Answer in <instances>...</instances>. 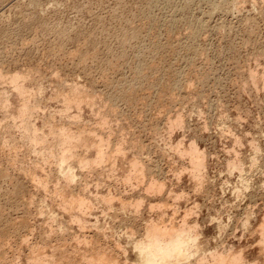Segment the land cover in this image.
Masks as SVG:
<instances>
[{
	"label": "bare ground",
	"instance_id": "bare-ground-1",
	"mask_svg": "<svg viewBox=\"0 0 264 264\" xmlns=\"http://www.w3.org/2000/svg\"><path fill=\"white\" fill-rule=\"evenodd\" d=\"M3 1L5 0H0V2H3ZM6 1L8 2V0ZM38 1L31 0L29 4H31V6H35V7L37 6L36 8L38 9V5H37ZM254 1L255 2L261 1L264 6V0H232L231 3L227 1L228 2L227 6L225 2L224 4L227 7V11H230L229 13H232V12L234 13L233 10H240L239 6H243L246 4L248 5V2H254ZM150 2L149 3L147 2V3L150 4ZM185 5L183 7H185ZM188 5L189 3H187V6ZM219 5L222 6V4H219ZM177 7L176 9H178ZM217 7L218 6L216 5V8ZM254 7L255 6H253V8ZM15 8H12V10ZM216 8L214 9V12L216 11ZM220 8L222 9L223 6L222 7L219 6L217 10ZM185 9L186 7L183 8V11ZM255 10L258 11V13H255V14L257 15L259 14L261 17L260 19L264 20V8H261L260 10L257 8ZM223 11L225 10L223 9ZM168 21L170 20H167V22ZM201 21L199 20L192 21L191 19L184 20V18L183 20H180V21L172 19V21H170L166 25V30H167L166 32H168V34L169 33L174 34L175 30L180 25H182V27H185V30H186L185 39H187L188 41V46H187L188 52L186 54L187 56L184 55L186 57L182 56L186 48L184 45H182L185 48H184V51H181L182 52L181 58L186 59L188 62L190 61L189 63L196 60L198 55L202 54L203 56L204 54V53H199L197 51L199 50L200 47L198 48L197 46L198 44L196 45L197 43L196 40L199 39L201 34L203 33L201 31L206 29L208 26V25H205L204 23L205 21L204 22L203 21L201 22ZM243 21H244L243 24L245 26H250L251 30L252 28H255L257 26V21L255 18L248 17L247 19ZM161 24L158 20H147L145 24H143L142 22V26L141 27L139 26L141 30L144 29V31L145 30L147 31V33L149 34L148 37L149 36L154 37V40L153 42H151V46H149L148 48H145L146 51L143 50L144 48H142V51L137 52L136 53L137 55L134 56L133 60L136 58L137 65H135L136 60L133 61L135 65V66L132 65L133 66L132 70L134 73L133 75L134 78L132 77L133 81L131 79L132 82L130 83L124 84L125 83L124 82V83L115 85L114 87L115 92H114V89H112L113 93L112 94L109 93L111 95L110 97L106 95L107 97H109L106 100H103L104 95L103 96L100 95L101 96L100 97L99 94L97 93H96L97 95L93 94V92L91 94V92H89L90 90L89 91L87 90L90 94L85 93L87 92L85 91L86 89L83 90L82 87L74 86V84L76 83L74 84L72 83L73 86L72 84L68 85L71 87H67L64 85L62 89H59L60 91L58 90L59 92L57 93V96H55L57 97L56 100L61 98L64 101V108L61 111L59 110L61 117L58 116L61 120L62 119L64 120V118H67L70 116L69 113L73 111L71 110L72 108L73 109L75 108L76 111L77 110L82 111L83 106L84 107L90 106L91 109L89 107V110L93 111V109L95 108L94 106L96 104L100 102L108 103L107 106L106 105L104 106V108L107 109L106 112L101 113L100 115L101 119L100 120L98 119L99 121L96 122L97 124L95 125L96 126L95 128L93 126H91L92 128L90 127L88 128L87 126V129H86V127L81 126L78 122L81 119L80 113L78 114V116H76V114H74L73 117L71 116L75 124L76 122H78L79 124L78 130L73 131L74 124L72 127L73 120L70 117L68 119V120L71 119L70 124L69 123H67L68 125H64V123L63 125L57 124L55 122L56 120L54 119H56L55 116L59 114L58 112H57L58 114L56 115H55L56 111L54 114L53 113L50 114L49 112L48 116L43 115V112L42 113L40 112V110L42 109V96L44 93L43 92L44 87L42 84H39L37 86L38 88H34L35 87L34 86L33 87L34 89L32 88L29 89L28 87H26V83L28 82V80H30V78H32L30 77V75H28L30 77L28 80L26 79L27 76L24 77V75L22 76V74L21 75L10 74L12 76L8 77L4 75L2 69L0 68V83L2 81L5 84V82L10 81V83L9 82L8 83H9V86L11 87L12 92L16 93L18 95L19 100L21 101V105H19V107L13 111L12 106L14 104L11 103L10 96H9L10 94L8 95V89L5 90L6 89L5 88L4 89L5 91L3 90L2 93L0 94V109L2 110V113L4 114V118L3 117L2 118L5 120L3 124L0 123L1 131L3 132L5 130L3 134L0 133V150H2L7 145V143L10 142L9 140L16 138L13 136L17 135L18 136L17 139L20 140L19 142L22 143V146L24 145L23 148L28 147L27 151L33 150L32 152H35L36 149L39 148V150H37L38 153L35 152L36 155L40 154V159H42V162L44 160L45 165L46 164L48 165L49 163L51 167L53 168L55 167L54 170H52L53 172H51L50 174H52L53 179L55 178L57 181L61 182V186L59 183V187L55 186V189H53L54 192L57 194V195L55 194L56 197L59 196L60 198L59 200H62L59 202V204L62 205L64 210L66 209H71L72 211L76 210V212L71 211L72 213L71 218H70L71 220L69 219L70 223L71 221H74L75 223L77 222L76 225H79V227L81 228V232L84 230L88 231L90 229L95 230V233L92 237H90L91 235L88 237L85 236V234L91 232V230L86 233L84 231L85 234L82 232L83 233L82 237L84 238L82 240L80 239L79 242L74 240L75 242L78 243V246L76 245L75 249H74L75 245L72 246L76 253L82 251V253H80L81 257L84 260V262L87 264H264V130H261L259 135H257L256 137L252 135L251 138H249L250 136L247 137L248 134L238 133L235 131V129H233L230 125H227L226 123L224 124L223 127L221 126L222 128L220 130L221 135L227 136L231 144L225 147L224 161L217 162L218 166L220 165L222 169L218 171L219 173L216 176H211V171L214 170V166L217 165L215 163L214 164L212 163V158H213L212 152L210 151L209 148H207V146L205 149L204 148L202 149L199 144V142L203 141L205 138L201 134L202 133L201 131L204 130V128H208L207 123L204 124L205 127H203L202 130L199 129L200 134L198 131H194L193 135L191 136V141L188 145H186L183 141H180V142L178 141L176 144H173L171 140H167L166 138H164L165 144L164 143L163 144L165 147L163 149L161 148L157 150V153L155 156L156 159L166 161V159L171 158L173 160L172 163L173 162L174 163L169 168V171L167 170V173L169 174V172H171L174 175L173 178L176 179L175 183L179 186L178 188L182 187V183L180 184L182 176L184 173L185 174L187 173L190 176L188 178H190L192 185H194L193 190L191 191L193 195H191V193L187 192L184 189L179 191L178 188H175L176 186H174L175 184L174 180H171L169 176H166L167 173H165L164 175L162 171V167H161L163 165L162 164L160 165L161 162L160 163L158 161L154 162V158H153L154 152L151 153L150 152L151 150L145 147L142 140H140V136L133 137L131 135L132 139L130 137H128L130 139L125 138L126 136L125 134L128 133L127 131L128 128L127 126H125L124 124L125 122L123 123L122 118L124 114L121 115L122 113L120 112V108H119L121 103H124L129 108L134 109L136 107V104L139 103L138 100L142 101L141 99L142 96L139 95V93L143 91L144 89L150 88L151 90H155V92L158 93V94L155 93L157 94L156 96L157 103L155 107L163 108V110L165 109V111L168 109L171 110L170 107L172 106L173 103L176 104L175 102L179 100L181 96L180 93L183 91L188 96H191L192 98L203 97L204 91L202 90L205 88V87L203 88V85L207 83V81L212 76L214 77V74L211 68V63H212L211 61L213 60V58L209 57V55H207L206 53L205 54L207 56L204 54V56H206L204 58L206 61L205 62L206 67H204L205 69H203L202 72H198V73L194 72L196 73L195 77L194 76L193 77L184 76L183 72H181L182 70L175 67L174 65H168L167 68L164 67L163 69H160L161 66L159 67H157V65L155 66L153 62L155 58L153 55H155V57L158 58L157 56L160 52L166 49H170L171 46L175 48L176 50L175 52L178 51L177 53H179L182 48V46L180 48H178L179 46L176 48L175 46L172 45L173 42L169 40L167 41L165 40L164 42L160 41L159 36H157L156 34H159V31L161 30V26H162ZM223 28H220L219 30ZM224 30H222L221 32H223ZM230 31H231V28H230ZM133 32H135L134 35L136 38H138L139 36H142V31L140 32V35H139V29H138V33L136 29ZM252 32L253 30L251 31V33ZM9 34L5 33L4 30H0V44L7 43L8 39H10V37L8 38ZM224 35H226V33ZM166 37L167 36L165 35V38ZM130 38L132 37L130 36ZM169 38L170 37L166 39H169ZM148 43L150 45V42ZM2 45H0V48ZM202 50H205L207 52L208 49L204 48ZM175 52L172 54L176 55V57L177 56L180 57L179 55L180 53L176 54ZM259 52L260 53H258V58L260 59V57L261 58L264 57V50L263 51L259 50ZM123 57H124V54H123ZM125 57H126V54H125ZM130 64L131 63L129 62V65ZM37 82L36 84H38ZM200 86H202L203 89L200 88ZM260 86L264 88V71L262 72V74H260L257 70L256 71L250 70L248 72L247 82L242 84L240 87L242 88L243 91L255 90V92L256 91L258 92L260 90ZM193 87H195V89H193ZM141 93L143 94L144 92H141ZM257 94L258 93H256V95ZM182 96H183V93H182ZM55 97H53V99H55ZM98 97H100V99H97ZM183 98L184 97H182V99ZM150 106L152 107V105ZM105 109L103 110L105 111ZM40 113L42 116L40 115ZM92 114L94 113L92 112ZM199 114H203V112L200 111ZM97 116H99V114ZM154 116H157V115H154ZM37 117H39V119L42 122L41 127H39V125H37L34 121ZM228 117H229L228 115H225V118H228ZM60 119L58 121H60ZM163 120L165 121V119ZM156 123L159 124V121ZM127 124L129 126V123ZM167 124H168L167 126L168 134H170V136L172 137L171 134H173L174 130L186 129L187 119H186V116L181 113V114H177L174 118H168ZM221 124H223V122ZM110 125H112L111 128L108 127ZM158 126L156 124L154 125V128H152L153 133H154L153 135L162 136L160 128ZM129 129H130V126H129ZM13 141L17 143L16 140H12L11 142ZM209 141H210V138H209ZM171 159H168V160H171ZM44 162H43V165H44ZM40 163L38 164L36 163L37 166L35 167L39 168L41 166ZM124 165L126 166L124 167ZM33 168L34 167H32V169ZM78 171L81 172L80 175H82L80 180H79L80 177H79ZM123 172H124V175L120 176V174ZM51 178L52 177L48 175L47 177L46 176L43 177V179L38 178V177L34 178L33 176V184L36 185V186L34 185L35 187L40 186L44 189L46 188L48 191L49 185L52 183ZM110 179L112 180L111 182L109 181ZM236 179L237 181L234 182ZM91 184L94 185L95 192L91 191V186H92ZM120 185H123L124 187L125 186L128 187V191H129V188H131L132 190H130V192L132 193H129L127 191L129 195H126L127 193H126L125 188L122 189ZM19 187L20 186H18V188ZM103 188H106L107 191L100 192L101 189ZM136 189H139L140 191ZM218 190H219V193H217ZM219 195L221 196L220 198L222 199V201H224L223 209H227V212H228L226 218L224 217L225 216L224 213H222L223 209L221 211H218L215 209L214 212H211L213 207H211L210 204H212L213 201L216 199V197ZM227 195H230V196L227 197ZM69 196H71V198H69ZM247 198H249L252 202L260 201L262 205H259L260 208L258 210L253 209V208H256L255 206L254 207L252 206L253 210H251L250 206L248 207L246 205L247 207L244 210V212L242 214L240 213L238 214L237 213L238 209L236 207L239 208L241 206L239 202L241 201L243 202ZM199 199L203 201L202 204L199 202ZM183 203L186 204L185 207H183ZM40 205L42 207H40L41 210L39 214L42 213L41 215L45 214V216H47L46 213H48L49 211L47 204L45 205L42 202ZM234 208L237 209L236 212L234 211ZM98 209L102 210L101 217H104L103 219V222L105 221L104 223H101V219H99V216L96 214V211ZM203 209H206L208 211L207 215H205ZM50 211L47 217L48 218L47 220H49L48 222L51 223V226L53 224L54 225L56 224L57 226L61 225L60 228H58L60 229V231L56 229L59 231V232L57 231V233L60 234V236H65V234L68 233L70 229L68 227L69 222L67 225H66L67 221L64 224L62 222H61L62 224H60L59 223L60 219H58L59 215L57 214L58 215L57 216V215L52 214V212H54L55 209L51 213ZM92 217H94L95 219V222L93 223L91 222V220H89ZM50 223L48 224L50 225ZM116 224L118 226H115ZM80 228L78 230L79 233H81ZM71 229L73 230V228ZM209 229H212L214 232V235H212L211 238L207 236V232L209 231ZM106 230L111 232V234L109 233L110 237ZM72 233H74V231H72ZM239 233H241L240 236L242 238L238 236ZM74 234L72 235L74 236ZM230 236H234L235 240L231 241ZM244 237L246 238L251 237L252 239L258 238V240H256L258 242L254 245L257 247L255 248L254 246L251 247V244L249 245V241L244 240ZM41 240L42 239H40V241ZM91 244L92 246H89ZM58 247L56 249H58ZM88 248L89 249L92 248V250L91 249L89 250ZM59 250H56L58 254L56 251H53L54 253L56 252L57 255L52 256L51 258L57 257V256H61L62 258H64L63 256L65 257L68 256V254H66L67 252H64L62 250L59 251ZM54 253L53 255H55ZM33 256L35 257L38 256V257L36 258L31 257V256L30 257L32 259L33 258L37 259V261L40 260V257H39L40 255L36 254ZM68 257L70 261L71 260L74 261L73 259L76 258L75 255L73 256L70 255ZM19 258H20V255H19ZM56 259H59V258H56ZM65 259L68 260V258H65ZM82 259L80 261H82ZM45 261L47 262L46 264H56L54 263L55 261H52L50 259L45 260ZM63 261H60V263ZM32 262L31 264H36ZM84 262L82 263L80 262V263L83 264Z\"/></svg>",
	"mask_w": 264,
	"mask_h": 264
},
{
	"label": "rangeland",
	"instance_id": "rangeland-1",
	"mask_svg": "<svg viewBox=\"0 0 264 264\" xmlns=\"http://www.w3.org/2000/svg\"><path fill=\"white\" fill-rule=\"evenodd\" d=\"M28 1L29 0H19V1L18 0H12V1L8 0L7 2L5 0L3 2H0V25H1L0 30H4L5 33L11 34V35L10 34L8 35V38L10 37V39H8L7 43L0 44V45L3 44L2 45L3 47L1 46L0 48L1 50L0 51L1 52L0 53L1 54L0 55L1 57L0 58V68L2 69L4 75L8 77L12 75H16V74H19V75L22 74V76L24 75V77L27 76L26 78L27 80L30 77H32L26 83V87H28L29 89L38 88L37 86L39 84H42L44 87L43 88L44 97L42 96V109L41 110L45 108L46 109L43 111L40 110V112L41 113L43 112V115H47V116L49 112L50 114L52 113L54 114L56 111L55 115L59 113L58 115L55 116L56 119H54L56 120L55 122L57 124L63 125L64 123V125H68L67 123L70 124L73 115L76 114V116H78V114L80 113L81 122L80 120L78 122L81 126L86 127V129H87V126L88 128L89 127L92 128L91 126H93L94 128L96 127L95 126L97 124L96 122H98L101 119V116H100L101 113L106 112L107 109H105L104 106L105 105L107 106L108 103L104 102L105 103L104 104L103 102H100L96 104L97 106L95 105L94 106L95 108L94 109L92 108L93 111L89 110L90 106L88 107L85 106L87 108L83 106L82 111H79V110L76 111L75 108L74 109L72 108L71 110L73 111L69 113L70 115L69 117L71 119L68 120L69 117L64 118V120L62 119L64 121L63 122L59 117H61L60 111L64 108V101L61 98L56 100L57 97H55L57 96V93L60 91L59 89H62L64 85L67 87H71L68 85H71L72 83L73 84L76 83L74 84V86L82 87L83 90L86 89L85 91L90 90L89 92H91V94L93 92V94L95 95L97 94H99V96L104 95L103 100H106L107 98L111 96L110 94L113 93L112 89H114V92H115V88H114L115 85L121 84L124 82H125L124 84L132 82L133 81L132 77L134 75L132 69H133V66L137 65L136 58L133 60L134 56L137 55L136 54L137 52L142 51V48H144L143 50L146 51L145 48H148L149 46H151V42H153L154 40V37H151V36L148 37L149 34L147 33L146 30L145 31L144 29L141 30L140 27L142 26V22L143 24H145L147 20H158L160 24L162 23L159 34H156L157 36H159L160 41L164 42L165 40L166 41L169 40L173 42L172 45L175 46L176 48L178 46H179L178 48H180L182 45H184L186 48L182 46L179 52L180 54H179L177 53L178 51L175 52L176 51L175 48L171 46L170 48L171 50L166 49L160 52L161 54L160 53L158 54L157 56L158 58H156L155 55H153L155 58V60L153 61L155 66L156 65L157 67L161 66L160 69H163L164 67L167 68L168 65H174L175 67L182 70L180 71L183 72L184 76H188V77L194 76L195 77L196 73L202 72L203 69H205L204 67H206L205 66L206 61L204 58L207 55H209V57L213 58V60L211 61L212 62L211 68H212L214 77L212 76L207 81V83H205L206 86L205 84L203 85V88L205 87L204 89L202 88V86H200V88L203 89L201 90L204 91L203 97L192 98L191 96H188L183 91L180 93L181 96L179 100L175 102L176 104L173 103L172 106L170 107L171 110L168 109L165 111V109L163 110V108L155 107L157 103L156 96L158 93L155 92V90H151L150 88L149 89L151 91L149 89H144L146 91L144 90L141 91V92H144L143 93L144 95L141 92H140L141 94L139 93V95L142 96L141 99L143 102L141 100H138L139 103L137 102L138 104H136L137 108L135 107L134 109L133 108L131 109L124 103H121L119 106L120 112L122 113L121 115L124 114V116H126V117L123 116L122 118L123 123L125 122L124 124L125 126H127L128 129L130 126V129L129 130L127 129L129 134L125 131L127 133L125 134L126 135L125 138L127 139L128 137H130L132 139V136L133 137L140 136V140H142L145 147L151 150L150 151L151 153L154 152L153 153L154 162L158 161L159 163L161 162L160 165L161 164L163 165L161 167L165 175V173H167V170L169 171V168L174 163V162L172 163L173 160L171 158H168L171 160L166 159V161L157 160L155 157L157 150L161 148L163 149L165 147L164 138H166L167 140H171L173 144H176L178 141L179 142L183 141L186 145H188L191 141V136L193 135L194 131L199 132V129L202 130L203 127H205L204 124L207 123L208 128H204V130L201 131L202 132L201 134L205 138L203 141H200L199 144L202 149L203 148L205 149L207 146V148H209L210 151L212 152V157H213L212 163L213 164L215 163L217 165H215L214 170L211 171V176H216L219 173L218 171L222 169L220 165L218 166L217 162L224 161L225 147L231 144L227 136L221 135V131H220L222 129L221 126L223 127L224 124L226 123L227 125H230L233 129H235L236 132L242 133V134H248L247 137L250 136L249 138H251L252 135L256 137L257 135H259L261 130H264V90H263L264 88L260 86V90L258 92L257 91L255 92V90L243 91L242 88L240 87L242 84L247 82L248 72L250 70H255V71L257 70L260 74H262V72L264 71L263 70L264 69V57L261 58L259 56L261 60L258 58V53H260L259 50L261 51L264 50V20L260 19L261 17L259 14L258 15L255 14V13H258V11L255 9L258 8L260 10L261 8H264L261 1L260 2L259 1L258 2H255V1L248 2V5L246 4L243 6H239L240 10H233L234 13L233 12L229 13L230 11H227V7H226L227 3L228 2L231 3L232 0H223V2L221 0L222 3L220 2V0H200V1L199 0H157V2L156 0H151V2L150 0H58V1L57 0H54V1L53 0H39V1L37 0L38 9L36 8L37 6L35 7L29 4L31 0L29 2ZM147 2L148 3L150 2V4H148ZM187 3H189L188 5L189 7L187 6ZM218 3L222 4L223 6L222 9L220 8L221 10L220 9L217 10L219 6L222 7ZM166 4L169 5L170 7L167 6ZM184 5L186 7L185 9L186 11L185 10L183 11V8H185L183 7ZM216 5L218 6L217 8H216ZM253 6L255 7L253 8ZM176 7L178 9H176ZM12 8H15V9L12 10ZM215 8L217 12L216 11L214 12ZM223 9L225 11H223ZM248 17L255 18L257 21V26L255 27L256 29L252 28L253 30L252 33H251L252 30L250 26H245L243 24L244 23L243 20L247 19ZM183 18L184 20L191 19L192 21H195V20L201 21L202 19L203 22L205 21L204 22L205 25H208L206 29L201 31L203 33L201 34L200 38L196 40L197 43L195 42L196 45L198 44L197 45L198 48L200 47L199 50L197 51L199 53H204V54L206 53L207 55L205 54L206 56H204L203 54L202 56V54H200L198 55L196 60L192 61L191 63H189L190 61L188 62L186 59L181 58L182 56L186 55L188 52L187 50L188 41L187 39H185L186 38L185 27H182V25L179 24L180 26L177 27L176 29L177 31L175 30L174 34L172 33L168 34V32H166L167 31L166 25L170 21H172V19L180 21V20H183ZM167 20H170V21L167 22ZM223 27L225 28L226 32ZM220 28H223V29L219 30ZM227 28L229 29V31ZM230 28H231V31H230ZM133 29L134 30L136 29L137 33L139 29V35H140V32L142 31V36L138 35L139 37L136 38L134 35L135 32H133L134 31ZM222 30L224 31L221 32ZM225 33L227 36L224 35ZM165 35L167 36L166 38L168 37L170 38L166 39ZM130 36L132 38H130ZM124 41L125 42L127 41V42L125 43ZM148 42H150V45ZM184 48L186 52L184 51ZM204 48L208 49L207 50L208 53L205 50H202ZM181 51H184L183 55ZM174 52L176 54H179L180 57L179 56L176 57V55L172 54ZM123 54H124V57H123ZM125 54H126V57H125ZM133 61L136 62L135 65ZM129 62L131 63L130 65H129ZM2 66L4 69L2 68ZM28 75H30V77ZM35 80H37L38 82ZM8 82L10 83V81H7L4 84L1 81L0 94L5 88H6L5 90L8 89V95L10 94L9 96H10L11 103L14 104L12 106L13 107L12 110L14 111L15 109L19 107V105H21V101L19 100L18 95L12 92L11 87L9 86ZM36 82L38 84H36ZM193 89H195V87H193ZM88 91L85 93L90 94ZM182 93H183V96H182ZM256 93L258 94L256 95ZM205 94L207 95V97ZM106 95L109 97H107ZM53 97H55V99H53ZM100 97H98L97 99H100ZM182 97H184L183 98L184 101ZM150 105H152V107ZM101 108L105 109V111ZM200 111L203 112V114H199ZM92 112L95 115L92 114ZM181 113L185 115L187 119L186 129L174 130L173 134H171L172 135L171 137L167 131L168 118H174L177 114H181ZM96 114L97 115L99 114V116H97ZM154 115H157V116H154ZM225 115H228L229 117L225 118ZM2 117L4 118V114L2 113V110H1L0 112V120H1L0 123L1 124L5 122V120ZM37 119H39V117H37L34 121L37 125H39V127H41L42 122L40 119L39 120ZM59 119L60 121H58ZM163 119H165V121ZM158 121H159V124L156 123ZM78 122H76L75 124L73 120L72 127H73V124L75 127V128L73 127V131L78 130V126H79ZM222 122L223 124H221ZM127 123H129V126ZM156 124L157 126L159 125L158 127L160 128L161 135L163 137L160 135H157V136L153 135L154 133H153L152 128H154V125ZM108 127L111 128L112 125ZM3 132L1 131L0 133L3 134ZM168 135L170 136V138ZM13 137H16V138L9 140L10 142L7 143V145L2 150H0V156H1L0 157V245H1L0 246L1 248L0 249V264H31L32 261H34L32 263H36V264H46L47 262L45 260H48V259L55 261L54 263L56 264L58 263L59 264H69V263L81 264L82 262H84L80 254L82 253V251L77 252V253L75 252L74 249L76 245L78 246V243L75 241L79 242L80 239L82 240L84 238L82 237L84 231L86 233L90 231L91 229L88 231L84 230L82 231L83 232L82 233L79 225H76L77 222L75 223L74 221H71L70 223L72 210L63 209L62 205L59 204V202L62 200H59L60 199L59 196L56 197L57 194L53 190L55 189V186L59 187V183L61 186V182L57 181L55 178L53 179L52 174H50L51 172H53L52 170H54L55 167L54 168L51 167L49 163L48 165L47 164L45 165L44 160H43L44 162V165H43L42 159H40V154H38L39 156L36 155V153H38L37 150H39V148L36 149L35 151L36 153L32 152L33 150L27 151L28 147L23 148L24 145L22 146V143L19 142L20 140L17 139L18 136L15 135ZM209 138H210V141H209ZM12 140H16L17 143L15 141H13L14 143L11 142ZM216 156H218L219 158ZM36 163L37 164L40 163L41 166L39 168L35 167L37 166ZM125 166L126 165H124V167ZM32 167L34 168L32 169ZM42 173L45 175H43ZM80 174L81 172H79V177H80V178L78 177L79 180L82 177V175ZM47 175L52 177L51 178L52 185L51 184H50L51 186L49 185L48 191L46 188L45 190L44 188L40 186L35 187L36 185L33 184V176L34 178L38 177V178L43 179V177L45 176L47 177ZM122 175H124V172L120 174V176ZM166 176H169L170 179L174 180V183H175L176 179L173 178L174 175L171 172H169V174L167 173ZM188 177L190 176L187 173L186 174L184 173L182 176L181 182H180V184L182 183V187L178 188L179 186L175 183L174 184V186H176L175 188H178L179 191L184 189L187 192L191 193L194 185H192V182L190 181V178ZM109 181L111 182L112 180L110 179ZM236 181L237 179L234 182ZM91 185H92L91 191L95 192L94 185L93 184ZM18 186L20 187L18 188ZM120 187L122 189L125 188L126 193H127V194L125 193L126 195H129V193H132L130 192V190H132L131 188H129V191H128V187L126 186L124 187L123 185H120ZM103 189H101L100 192L107 191L106 188H103ZM136 190L140 191L139 189H136ZM217 193H219V190L217 191ZM191 195H193V193H191ZM229 196L230 195H227V197ZM220 197H221L220 195L217 196L215 199L216 201L214 200L213 203L210 204L211 207H213L211 212H214L215 209L218 211H221L223 209L224 201H222ZM69 198H71V196H69ZM42 202L45 205L47 204L49 211L50 210L54 211L55 209L54 212L50 211V213L52 212V214L54 215H57V214L59 215L57 216H58V219L61 220V221L59 220L60 224L62 223L64 224L67 221L66 225L69 222L68 227L70 229L73 228V230L71 229L70 231L69 229L70 233L68 232L65 234V236H60V234H58L57 231L58 230L60 231V229L58 228H60L61 225L57 226L56 224L55 225L53 224L51 226V223L48 222L49 220H47L49 211L47 210L48 211V213H46L47 216H45V214H43L44 216L41 215L42 213L39 214L41 210L40 207H42L40 204ZM199 202L201 204L203 203V201L200 199H199ZM239 203L241 204V206L239 208L236 207L238 209V212H237L238 214L239 213L242 214L247 206L248 207L250 206L251 210L253 209L258 210L260 208L259 205H262L260 201L252 202L249 198ZM185 205L186 204L183 203V207H185ZM252 206L253 207L255 206L256 208H253ZM236 208H234L235 212L237 211ZM37 209L39 210V212ZM98 210L96 211V214L99 216V219H101V223H104L105 222V221L103 222L104 217H101L102 210L100 209ZM73 211L76 212V210H73ZM203 211L205 215H207L208 211L206 209H203ZM222 213H224L225 216L224 215L223 216L226 218L227 213H228L227 209H223ZM89 220H91L92 223L95 222L94 217L90 218ZM25 221H27L28 223ZM48 223H50V225ZM115 226H118V225L116 224ZM79 228H80L81 233H79L78 231ZM72 231L76 233L74 234L72 233ZM106 231L110 237L111 232L108 230ZM94 233H95V230H91V232L86 233L85 236L88 237L91 235L90 237H92ZM72 234H74V236ZM212 235H214V232L212 229H209V231L207 232V236L211 238ZM240 235L241 233L238 234V236ZM40 239L42 240L40 241ZM230 239L231 241L235 240L234 236H230ZM244 240L249 241V245L251 244V247H253L258 242L256 241L258 240V238L252 239L251 237H247V238L244 237ZM72 246H74V249ZM89 246H92V244ZM57 247L58 249H56ZM255 247L257 246H254V248ZM92 248L90 249L92 250ZM59 249L64 252H67L66 254H68V256L75 255L76 258L73 259L74 261L71 260L72 261L71 262L69 257L66 255L67 257L63 256L64 258H62L61 256L53 257L54 258L53 260V258L51 257L56 256L58 254L56 250H59ZM40 250L43 252H41ZM53 251H56L57 254L56 252L54 253ZM53 253L55 255H53ZM36 254L40 255L39 256L40 260L38 261L37 259L31 258V257H35L33 255H36ZM19 255H20V258H19ZM42 256L44 257L46 256L45 257L46 259ZM56 258H59V259H56ZM65 258H68V260ZM79 258H81L82 261H80L81 259ZM60 261H63V262L60 263ZM83 264H87V263L84 262Z\"/></svg>",
	"mask_w": 264,
	"mask_h": 264
}]
</instances>
